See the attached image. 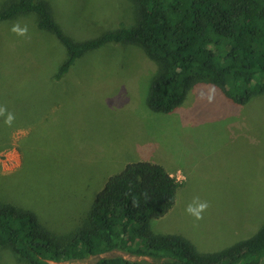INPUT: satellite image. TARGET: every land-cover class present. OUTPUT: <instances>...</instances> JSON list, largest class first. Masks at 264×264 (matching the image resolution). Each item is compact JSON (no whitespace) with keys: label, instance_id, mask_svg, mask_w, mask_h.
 Returning <instances> with one entry per match:
<instances>
[{"label":"rangeland","instance_id":"374dc122","mask_svg":"<svg viewBox=\"0 0 264 264\" xmlns=\"http://www.w3.org/2000/svg\"><path fill=\"white\" fill-rule=\"evenodd\" d=\"M9 1L0 0V9ZM45 1L74 41L136 25L130 0ZM35 20L34 14L0 20V72L10 82L0 80L12 87L5 88L0 105L15 115L11 127L1 116L0 205L26 206L49 230L65 234L76 228L110 175L144 160L182 183L171 209L150 220L153 232L183 235L204 252L245 240L260 228L264 92L239 105L201 82L175 111L154 112L145 99L156 63L141 48L108 43L55 79L65 48ZM16 22L28 26L27 38L10 31ZM259 79L264 83V76ZM195 197L209 203L202 220L185 212ZM113 254L153 262L116 250L52 263L90 264ZM0 264L27 263L0 247Z\"/></svg>","mask_w":264,"mask_h":264},{"label":"trees","instance_id":"16d2710c","mask_svg":"<svg viewBox=\"0 0 264 264\" xmlns=\"http://www.w3.org/2000/svg\"><path fill=\"white\" fill-rule=\"evenodd\" d=\"M130 1L135 26L121 25L83 41L63 32L45 0H10L1 7L0 20L34 14L37 28L55 36L66 51L53 73L55 79L76 59L108 43L138 46L156 63L145 99L154 112L175 111L188 90L201 82L215 85L239 105L264 92L259 79L264 76V0ZM0 77L6 78L2 73ZM6 87L10 86L0 80L1 103L9 91ZM181 185L158 163H126L106 179L76 228L65 234L49 230L28 207L4 203L0 247L27 264H53L116 250L153 262L113 254L90 264H258L264 259V223L245 240L204 252L183 235L153 232L150 220L171 209ZM134 198L138 206L133 205Z\"/></svg>","mask_w":264,"mask_h":264},{"label":"clouds","instance_id":"9594fccd","mask_svg":"<svg viewBox=\"0 0 264 264\" xmlns=\"http://www.w3.org/2000/svg\"><path fill=\"white\" fill-rule=\"evenodd\" d=\"M10 31L14 33L16 36L19 37H28L29 29L27 25L21 26L19 22H16L12 25ZM211 99V97H209ZM0 116L4 117V124L8 127H11L14 120L15 115L8 111L6 106L0 105ZM139 202L134 198L133 205L138 206ZM209 208V203L207 201L200 200L199 197H195L191 203H189L186 208L185 212L192 216L195 220H202L203 214Z\"/></svg>","mask_w":264,"mask_h":264}]
</instances>
